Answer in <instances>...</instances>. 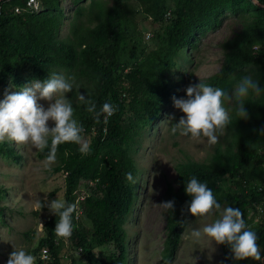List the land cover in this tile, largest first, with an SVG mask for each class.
<instances>
[{"label": "trees", "instance_id": "1", "mask_svg": "<svg viewBox=\"0 0 264 264\" xmlns=\"http://www.w3.org/2000/svg\"><path fill=\"white\" fill-rule=\"evenodd\" d=\"M36 1L38 10L28 8V0L0 2V88L19 89L33 80L48 79L51 73L74 76L67 98L85 129L91 154L81 155L72 143L58 146L51 170L63 176V200L77 205L74 231L70 238H58L54 229L59 217L52 214L43 223L45 237L32 253L47 249L49 261L37 264H61L64 254L68 264L127 263L133 235L125 223L134 214L145 170L135 159L141 140L161 118L164 107L173 105V96L186 98V87L199 83L191 75L183 78L184 72L175 76L191 63L187 53L197 48L199 39L228 16L238 20L241 29L221 44L220 70L202 82L231 91L237 79L252 74L264 88V0H256L259 5L253 0ZM66 1L75 8L71 17L64 8ZM138 14L150 20L148 42L137 28ZM67 21L69 31L64 36ZM79 92L94 100L98 110L110 102L118 111L106 123L103 118L96 123L78 102ZM245 107L247 120H237L232 113L226 130L231 141L225 149L216 147L206 163L176 164L177 186L167 184L163 197V202L175 201V211L166 213L161 255L165 264L175 256L182 232L195 218L187 212L191 197L185 192L193 176L207 182L221 207L242 211L246 224L259 237L264 256V135L260 132L264 95ZM178 114L183 113L178 110ZM176 122L177 118L171 124ZM47 152L38 150L37 158L45 160ZM0 159L18 163L21 155L6 141L0 143ZM129 172L135 183L126 179ZM6 194L0 187V224ZM257 207L263 210L258 218ZM23 236L31 243L34 233ZM220 248L219 264L251 262H236L226 245Z\"/></svg>", "mask_w": 264, "mask_h": 264}, {"label": "clouds", "instance_id": "2", "mask_svg": "<svg viewBox=\"0 0 264 264\" xmlns=\"http://www.w3.org/2000/svg\"><path fill=\"white\" fill-rule=\"evenodd\" d=\"M74 82V76L66 77L51 73L48 79L33 80L19 91L6 90L3 100H0V143L8 141L17 146L30 145L41 152L48 149L43 163L49 171L57 161L59 145L76 144L81 155L91 154L90 143L83 135L85 129L75 117L72 100L67 98L73 91ZM185 92L186 98L172 97L175 109L183 115L177 123H172L171 133L173 135L178 133L195 141L206 140L209 146H214L232 124L233 112L237 120L249 119L245 105L251 99L264 95V88H261L259 80L252 74H245L237 79L231 91L199 81V83H190ZM77 100L85 106V111L92 115L96 123H100L101 118L106 123L118 111V106L110 102H105L98 110L96 102L80 92L77 94ZM39 101L48 102L47 108ZM173 120H175L174 114L169 117V121ZM260 132L264 135V128ZM126 179L130 183L136 182L130 172L126 173ZM185 192L191 197L190 203L186 205L187 212L192 217L198 218L200 222L208 220L215 213H220L219 218L211 223H205L202 230L192 229L190 235L194 239L199 240L202 236H206L216 245H226L230 250L231 258L236 262L264 261L258 243L259 237L248 227L238 207L229 206L221 210V205L207 182H201L195 176L187 181ZM45 206L53 215L59 217L54 229L56 236L70 238L74 231L73 215L77 205L59 198L51 202H47V198L45 201L36 199L37 209L41 210ZM157 206L165 213L175 211L174 200L162 202ZM4 216L5 213L2 214L3 219ZM136 219L135 214L133 220ZM0 225L8 226L5 219ZM132 239L135 237L132 236L130 242ZM65 256L60 257L61 264H65L64 261L68 264ZM131 260L129 258V264ZM48 261L47 249L30 254L23 248H14L9 254L7 264H37Z\"/></svg>", "mask_w": 264, "mask_h": 264}, {"label": "rangeland", "instance_id": "3", "mask_svg": "<svg viewBox=\"0 0 264 264\" xmlns=\"http://www.w3.org/2000/svg\"><path fill=\"white\" fill-rule=\"evenodd\" d=\"M69 5H72L71 2L66 1L64 8L67 16L71 17L75 8ZM136 24L141 31L143 41L148 42L151 38L150 20L138 14ZM240 29V22L228 16L220 26L208 30L199 39L197 48L187 53L191 63L185 64L186 70L180 71L175 77L184 72L183 78H189L191 75L196 81H204L216 74L223 60L221 44L233 37ZM68 31L67 21L62 35H67ZM61 74L65 76L64 73ZM6 90L13 92L19 91L20 88L12 85L0 88V100H3ZM39 103L45 108L48 106L46 101ZM173 114L177 122L183 115L178 114L174 104L164 107L161 118L154 121L153 127L141 140L140 150L135 155V159L145 170L144 175L139 179V196L134 214L129 217V225L128 222L125 223V226H128L127 230L130 228L135 237L131 240L128 250L129 258L132 259L131 264H165L166 260L161 255L166 237L167 214L157 205L163 202L167 184L177 186L176 164L187 160L206 163L216 147L225 149L231 141L227 132L214 146H209L206 140L195 141L178 133L173 135L170 130L172 121H169V117ZM49 126H52L51 121ZM86 140L89 141L88 137ZM9 143L15 148L16 153L21 155V159L18 163L0 159V187L7 193L2 202L7 207L4 219L8 225H0V264H7L9 254L14 248H23L32 254L39 239L45 235L43 223L52 213L47 206L41 210L37 209L36 199L45 201L47 198V202H51L57 198L63 200L64 195L63 176L45 168L44 160L37 158L38 150L30 145L17 146L13 142ZM135 214L137 219L133 222L132 218ZM219 216L220 213H215L204 222H200L198 218L192 219L182 232L179 249L168 264H219L220 245H216L206 236L196 240L190 235L192 229L202 230L205 223H211ZM26 232L34 233L31 243L26 242L23 236ZM64 262L67 264L66 261ZM263 262L251 261L250 264ZM123 264H129V261L127 263L124 261Z\"/></svg>", "mask_w": 264, "mask_h": 264}, {"label": "built area", "instance_id": "4", "mask_svg": "<svg viewBox=\"0 0 264 264\" xmlns=\"http://www.w3.org/2000/svg\"><path fill=\"white\" fill-rule=\"evenodd\" d=\"M27 7L33 10H38L39 2L36 0H28ZM18 10H19L18 8L15 9L16 12H18ZM167 15H169V13H167ZM263 60H264V57H263ZM256 210H257L256 213H257V218H258V216L263 212V210H262V207H257Z\"/></svg>", "mask_w": 264, "mask_h": 264}, {"label": "water", "instance_id": "5", "mask_svg": "<svg viewBox=\"0 0 264 264\" xmlns=\"http://www.w3.org/2000/svg\"><path fill=\"white\" fill-rule=\"evenodd\" d=\"M2 1H4V0H0V2H2ZM253 1H254V3L258 4L256 0H253ZM258 5H259V4H258Z\"/></svg>", "mask_w": 264, "mask_h": 264}]
</instances>
